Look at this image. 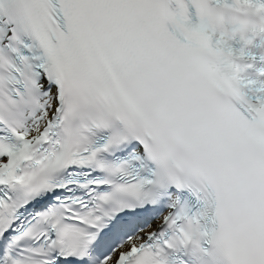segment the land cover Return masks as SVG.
I'll return each mask as SVG.
<instances>
[{
    "label": "snow or ice",
    "instance_id": "6c2138e0",
    "mask_svg": "<svg viewBox=\"0 0 264 264\" xmlns=\"http://www.w3.org/2000/svg\"><path fill=\"white\" fill-rule=\"evenodd\" d=\"M0 264H264V0H0Z\"/></svg>",
    "mask_w": 264,
    "mask_h": 264
}]
</instances>
